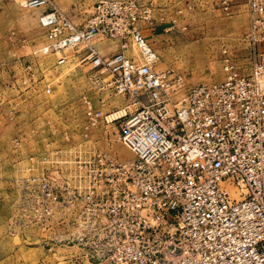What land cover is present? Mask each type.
I'll use <instances>...</instances> for the list:
<instances>
[{
    "label": "built area",
    "instance_id": "obj_1",
    "mask_svg": "<svg viewBox=\"0 0 264 264\" xmlns=\"http://www.w3.org/2000/svg\"><path fill=\"white\" fill-rule=\"evenodd\" d=\"M24 3L43 9L42 54L63 64L81 50L80 64L109 76L99 85L138 105L105 116L136 159L82 164L66 192L43 179L39 222L80 205L79 224L101 232L98 250L80 243L97 252L90 264H264V0H247L248 72L224 50V80L188 89L181 74L157 68L141 28L153 25L149 5L96 0L76 24L49 0ZM98 37L119 50L104 58L92 44Z\"/></svg>",
    "mask_w": 264,
    "mask_h": 264
},
{
    "label": "rangeland",
    "instance_id": "obj_2",
    "mask_svg": "<svg viewBox=\"0 0 264 264\" xmlns=\"http://www.w3.org/2000/svg\"><path fill=\"white\" fill-rule=\"evenodd\" d=\"M95 1L49 0V6L81 24ZM138 2L152 8L153 25L141 28L159 56L157 68L181 74L185 89L224 80V50L242 74L248 72L246 0ZM42 12L24 0H0V264H90L87 254L97 252L80 243H99L101 232L79 224L74 212L80 205L41 224L38 187L47 179L66 192L82 164L136 159L120 141L117 123L105 116L138 105L99 85L109 76L80 64L81 50H69L63 64L42 54ZM92 44L104 58L119 50V42L106 37ZM88 112L99 115L93 121Z\"/></svg>",
    "mask_w": 264,
    "mask_h": 264
},
{
    "label": "crops",
    "instance_id": "obj_3",
    "mask_svg": "<svg viewBox=\"0 0 264 264\" xmlns=\"http://www.w3.org/2000/svg\"><path fill=\"white\" fill-rule=\"evenodd\" d=\"M247 1V0H246ZM109 51H112V46H111V49ZM112 56V55H111ZM249 70V69H248Z\"/></svg>",
    "mask_w": 264,
    "mask_h": 264
}]
</instances>
